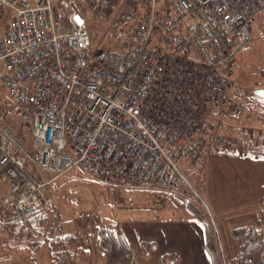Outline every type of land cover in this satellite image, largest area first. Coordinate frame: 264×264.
Segmentation results:
<instances>
[{"label":"built area","instance_id":"built-area-1","mask_svg":"<svg viewBox=\"0 0 264 264\" xmlns=\"http://www.w3.org/2000/svg\"><path fill=\"white\" fill-rule=\"evenodd\" d=\"M0 4V86L23 128L0 124V226L41 207L45 186L75 166L150 190L158 206L183 182L198 195L185 169L208 151L248 155L255 94L231 68L264 0H116L95 45L89 23L108 0ZM105 39L120 46L102 49ZM0 264L19 262L0 253Z\"/></svg>","mask_w":264,"mask_h":264},{"label":"crops","instance_id":"crops-1","mask_svg":"<svg viewBox=\"0 0 264 264\" xmlns=\"http://www.w3.org/2000/svg\"><path fill=\"white\" fill-rule=\"evenodd\" d=\"M251 112L252 109L247 112V120L255 125L258 119H251ZM199 161L202 162L201 168L207 170L203 176L206 198L202 196L201 199L219 229L225 255L231 257L237 248L231 229L253 220L259 198L264 193V158L208 151ZM140 196L135 198L136 204L130 206L118 205L119 202L108 199L110 208H115L112 214H96V220L119 224L132 253L129 264H160V256L164 253L176 256L175 261L167 260V264H211L205 249L204 227L187 207L169 194L158 206L150 194L148 197ZM112 201L114 205L111 206ZM96 220L92 219L90 225L93 233H88L78 220L66 219L63 222L64 232L86 235L84 245L75 252V264H106L98 246L96 226L99 223ZM143 239L152 240L155 244L148 256L140 248Z\"/></svg>","mask_w":264,"mask_h":264},{"label":"trees","instance_id":"trees-1","mask_svg":"<svg viewBox=\"0 0 264 264\" xmlns=\"http://www.w3.org/2000/svg\"><path fill=\"white\" fill-rule=\"evenodd\" d=\"M115 4L116 0H108V5L103 12L108 11ZM5 9L0 4V22L5 17ZM98 16L103 15H94L97 18ZM101 37L102 34L97 36L91 33L93 45ZM251 114V119L264 120V101L260 96L255 97ZM0 124L6 125L19 137H23V128L12 110V103L6 93H2V90L0 91ZM248 155L264 158V136L260 137L257 144L249 146ZM190 166L186 167V174L188 176L189 173L197 175L198 169L190 171ZM33 168L39 177L43 178L38 169ZM48 185L43 189V199ZM169 193L176 201L187 207L195 219L203 225L205 249L211 264H220L219 253L203 203L192 196L190 187L184 182ZM43 201V206L15 221H6L0 226V249L27 248L30 251V258L36 260L44 244L54 264H75V252L84 245L86 235L64 232L62 213L57 205L50 202L48 198ZM97 223H99L96 226L98 246L106 258V264H129L132 253L119 224L117 222L103 223L100 220ZM230 234L236 240L237 248L231 257L225 256L226 264H264V193L259 198L253 220L249 224L232 228ZM140 248L143 254L148 256L155 248V244L152 240L143 239L140 241ZM170 259L175 261L176 256L164 253L160 256L159 263L167 264V260Z\"/></svg>","mask_w":264,"mask_h":264},{"label":"rangeland","instance_id":"rangeland-1","mask_svg":"<svg viewBox=\"0 0 264 264\" xmlns=\"http://www.w3.org/2000/svg\"><path fill=\"white\" fill-rule=\"evenodd\" d=\"M112 8L113 6L108 11L103 12L102 17H91L89 23V29L91 33H95L97 36L102 34L106 24L112 17ZM7 17L8 12L6 10L5 17H3V21L0 22V36L4 31ZM251 31L252 41L244 48L240 49L234 56V64L231 68V75L235 81L242 83L246 87L264 88V10L254 21ZM119 46L120 43L118 41L113 39H105L101 48L107 49L108 47H111L117 49ZM1 90L2 93H4V90L0 86V91ZM262 101H264V98H262ZM252 122L249 120L246 121V123L254 127L253 130L255 129V137L251 138L252 141H250V143H246L248 151L249 146H254L258 143L260 137L264 136V120H256L254 122L255 125H253ZM201 163V161H198L190 166V171L193 169H198L197 175L194 176V173H189L188 176L186 171L185 174L188 178L190 186H192L198 193V195L192 193V196L202 201L201 197H205L203 193V184L205 183L203 176H205L207 170L205 171L203 167L201 168ZM38 172L43 175V178L47 177L43 170L38 169ZM0 187L2 189L4 188L1 183ZM149 194L151 195L152 193L147 189H135L129 187L122 188L106 184L103 180L93 177L78 166H75L65 174L54 179L48 185L46 193H44V199L46 200L48 198L50 202H53L57 205V208L62 213L63 222H65L66 219L78 220L84 225L85 228H87L88 233H93V230L91 229L92 226L90 225L93 223L92 219L96 220V217H98L96 214L109 215L112 214L111 211L115 210L114 207L111 209L108 205V199H113L117 203L119 202L118 205L121 204L130 206L131 204L134 205L133 203L136 204V197L140 195H147L148 197ZM167 194L171 195L169 192ZM74 196L78 197V204H74L72 202V197ZM103 223L105 222L103 221ZM221 244L224 250L222 241ZM0 253H11L16 257V259H18L19 264H54L53 260L50 258L49 251L44 244L39 250V259L37 258L36 260H32L30 258V251L27 248H20L18 250L0 249ZM224 256H226L225 251Z\"/></svg>","mask_w":264,"mask_h":264},{"label":"water","instance_id":"water-1","mask_svg":"<svg viewBox=\"0 0 264 264\" xmlns=\"http://www.w3.org/2000/svg\"><path fill=\"white\" fill-rule=\"evenodd\" d=\"M254 93L262 98H264V88H256Z\"/></svg>","mask_w":264,"mask_h":264}]
</instances>
